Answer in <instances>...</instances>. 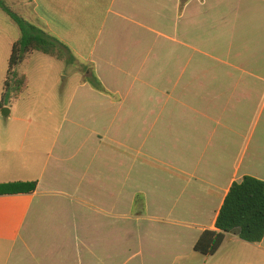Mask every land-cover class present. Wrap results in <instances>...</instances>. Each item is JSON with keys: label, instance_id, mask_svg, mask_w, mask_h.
<instances>
[{"label": "crops", "instance_id": "obj_1", "mask_svg": "<svg viewBox=\"0 0 264 264\" xmlns=\"http://www.w3.org/2000/svg\"><path fill=\"white\" fill-rule=\"evenodd\" d=\"M2 1L103 92L81 75L52 137L0 118V185L36 183L0 194V264H165L233 182L264 181V0ZM19 37L0 10L1 91Z\"/></svg>", "mask_w": 264, "mask_h": 264}, {"label": "rangeland", "instance_id": "obj_2", "mask_svg": "<svg viewBox=\"0 0 264 264\" xmlns=\"http://www.w3.org/2000/svg\"><path fill=\"white\" fill-rule=\"evenodd\" d=\"M20 70L28 74L29 86L15 103H11L7 96V106L4 109L11 112L9 116L20 120L16 123L17 128L23 135H27L28 141H33V135L52 137L66 112L75 88L82 83L81 75L85 77V68L82 67V62L78 63L75 60L58 62L40 53H34L31 62L23 64ZM78 103L77 100L74 102L73 109L77 108ZM0 118H7L2 110ZM29 144L31 143H27ZM261 145V150H264V135ZM156 208L150 207L154 213H157ZM131 211L136 216L145 213V196L142 193H136ZM163 228L160 225L156 230ZM165 240L172 245L169 237L166 236ZM157 243L164 244V241L159 239ZM161 251L166 254L169 248H163ZM166 256L168 262L172 261L175 254L167 253ZM177 256L170 264H264V242L249 244L235 236L227 235L218 252L205 257L193 252L183 240ZM167 262L165 264H168Z\"/></svg>", "mask_w": 264, "mask_h": 264}, {"label": "trees", "instance_id": "obj_3", "mask_svg": "<svg viewBox=\"0 0 264 264\" xmlns=\"http://www.w3.org/2000/svg\"><path fill=\"white\" fill-rule=\"evenodd\" d=\"M4 12L20 31V37L11 45L6 75L0 94V110L9 96L11 103L19 100L27 88L25 75L16 74L17 67L32 53L37 52L57 61L74 60L60 45L42 30L27 22L0 0ZM85 72L84 80L100 92L102 86L93 73ZM36 183H12L0 185V194L5 192H30ZM227 235H234L249 244L264 240V181L252 176H243L233 182L223 200L214 222V229H205L199 235L192 251L205 257L215 255Z\"/></svg>", "mask_w": 264, "mask_h": 264}, {"label": "water", "instance_id": "obj_4", "mask_svg": "<svg viewBox=\"0 0 264 264\" xmlns=\"http://www.w3.org/2000/svg\"><path fill=\"white\" fill-rule=\"evenodd\" d=\"M4 111L7 112V114H8V110H6V109L3 108L2 109L3 115H4Z\"/></svg>", "mask_w": 264, "mask_h": 264}]
</instances>
